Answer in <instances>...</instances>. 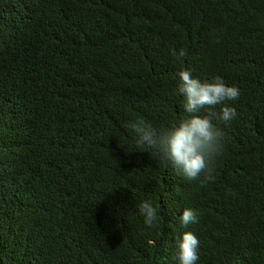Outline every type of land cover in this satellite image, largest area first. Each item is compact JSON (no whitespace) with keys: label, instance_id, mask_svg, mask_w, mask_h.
I'll use <instances>...</instances> for the list:
<instances>
[{"label":"trees","instance_id":"1","mask_svg":"<svg viewBox=\"0 0 264 264\" xmlns=\"http://www.w3.org/2000/svg\"><path fill=\"white\" fill-rule=\"evenodd\" d=\"M181 70L240 91L204 184L127 127L188 118ZM188 231L197 264H264V0H0V264H179Z\"/></svg>","mask_w":264,"mask_h":264},{"label":"clouds","instance_id":"2","mask_svg":"<svg viewBox=\"0 0 264 264\" xmlns=\"http://www.w3.org/2000/svg\"><path fill=\"white\" fill-rule=\"evenodd\" d=\"M172 55L182 58L186 51L181 49ZM178 92L184 96L183 109L188 118L167 129H158L151 123L140 120L130 122L127 127L135 133L137 147L146 149L151 158L169 162L186 179L199 181L201 184L212 182L214 176V161L223 154V129L213 123L216 115L211 109L224 105L219 118L229 124L238 115L228 102L235 101L240 96L236 86H229L222 77L212 80L194 78L188 70L178 73ZM208 109L206 115L199 113ZM139 212L144 217V223L153 227L158 221V210L151 200H144L139 205ZM184 226L198 223V213L191 208L185 209L180 218ZM200 241L191 231L183 234L178 243L179 264H197Z\"/></svg>","mask_w":264,"mask_h":264}]
</instances>
